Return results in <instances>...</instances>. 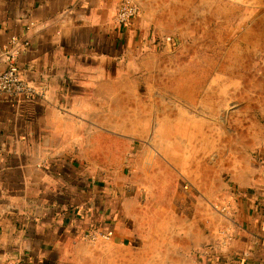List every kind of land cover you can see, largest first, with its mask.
<instances>
[{
    "label": "crops",
    "instance_id": "1",
    "mask_svg": "<svg viewBox=\"0 0 264 264\" xmlns=\"http://www.w3.org/2000/svg\"><path fill=\"white\" fill-rule=\"evenodd\" d=\"M124 1L140 12L119 28ZM218 3L264 64V0H0V73L29 38L19 74L43 92L0 95V264H264L261 74L216 125L149 94L182 9Z\"/></svg>",
    "mask_w": 264,
    "mask_h": 264
},
{
    "label": "rangeland",
    "instance_id": "2",
    "mask_svg": "<svg viewBox=\"0 0 264 264\" xmlns=\"http://www.w3.org/2000/svg\"><path fill=\"white\" fill-rule=\"evenodd\" d=\"M173 4L174 1H171V11L174 13L179 8L175 11ZM239 17L241 12L234 3H230L228 8L218 3L213 11L205 8V5L182 9L186 38L174 39L175 44L169 51L160 50L159 65L162 70L151 77L157 86L149 89V94L154 98H166L165 113L169 117H175L178 113L193 115V108L202 114L201 108L205 107V114L216 125L221 121L223 111L235 110L233 103L236 101L233 102V98L239 81L256 82L260 74L263 79L260 90L264 96L263 55H253L257 48L255 50L250 46L245 49L243 43L232 37L229 42L224 40L227 35L237 37L238 33L250 30L252 25L249 24L244 25L242 30L238 29L236 21ZM261 29L264 31V23L260 25ZM247 90L253 91L254 88ZM206 94L213 98L208 100V105H204L205 98L194 99ZM173 106L184 108L185 112L175 113L171 109Z\"/></svg>",
    "mask_w": 264,
    "mask_h": 264
},
{
    "label": "built area",
    "instance_id": "3",
    "mask_svg": "<svg viewBox=\"0 0 264 264\" xmlns=\"http://www.w3.org/2000/svg\"><path fill=\"white\" fill-rule=\"evenodd\" d=\"M139 7L131 2H122L115 18L116 27L123 28L130 24L132 20L139 17ZM31 42L29 38L11 37L8 44L4 47L2 53V62L4 70L0 73V95L25 100L36 101L43 97V92L37 90L33 85L25 82L19 74L22 64V56L28 54ZM48 161L38 165L35 170L40 171L47 167ZM100 236L97 231H92L83 236L85 241H94ZM226 241L222 242L225 245Z\"/></svg>",
    "mask_w": 264,
    "mask_h": 264
}]
</instances>
